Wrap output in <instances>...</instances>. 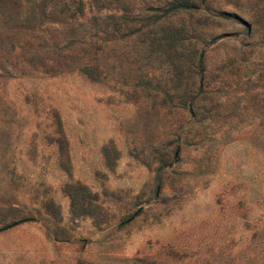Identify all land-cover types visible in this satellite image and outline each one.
<instances>
[{
    "label": "rangeland",
    "instance_id": "obj_1",
    "mask_svg": "<svg viewBox=\"0 0 264 264\" xmlns=\"http://www.w3.org/2000/svg\"><path fill=\"white\" fill-rule=\"evenodd\" d=\"M78 1L0 0V264H264V0ZM123 6L185 28L187 86L175 48L94 49Z\"/></svg>",
    "mask_w": 264,
    "mask_h": 264
},
{
    "label": "trees",
    "instance_id": "obj_2",
    "mask_svg": "<svg viewBox=\"0 0 264 264\" xmlns=\"http://www.w3.org/2000/svg\"><path fill=\"white\" fill-rule=\"evenodd\" d=\"M80 5L82 6L81 0L78 1L79 12L81 8ZM121 8L122 12L120 14L109 13L103 15V17H95L91 22L92 25L89 27V29H91L89 32H93L94 40L90 44L94 47V49L101 48L99 46H101V41L102 43L104 42L103 39H107L108 42L113 41L114 43H117L122 39H129L131 36L135 35L140 38V44L142 45H145V42H150L146 43V47L150 49L151 52H155L156 50H162L164 52L165 50H168V53H166L167 55L170 53L173 54V52L179 55L177 58H175L177 62L174 63L172 59L171 64L173 67L179 68L181 70V77L184 74L186 75L184 81L185 86H187L189 80L187 73H190L194 64H197V67L204 66V55L201 52L196 62V55L193 47H186L185 49L178 51V46L183 47L184 42L189 41V36L185 28L183 26H175L172 23L167 22L165 25L159 26L160 29L158 30H160V32H156L157 29L155 27L157 21H154L150 25L144 24L142 27L135 28L134 15L129 11L127 6H123ZM191 8L193 9L194 7L189 4L188 0H180L177 3H174L172 7L164 9V11H162L163 14L156 19H165V17H168L172 13H177L180 11L188 12L187 10H190ZM146 19H149V15H146ZM101 25H103L101 29L103 35L99 36V33H97L96 30ZM173 48H175V51L172 52ZM82 70L92 78H97V76L100 74V67L97 63L90 65L85 64ZM189 90L186 88L185 94H188L190 92ZM190 106L191 110L193 111L197 106V102L193 101L192 99ZM19 222H21V220L7 222L0 226V231L9 229Z\"/></svg>",
    "mask_w": 264,
    "mask_h": 264
}]
</instances>
